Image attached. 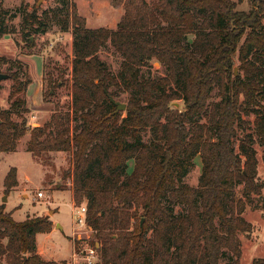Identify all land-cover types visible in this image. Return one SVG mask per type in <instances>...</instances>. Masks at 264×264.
Here are the masks:
<instances>
[{"label": "trees", "instance_id": "obj_1", "mask_svg": "<svg viewBox=\"0 0 264 264\" xmlns=\"http://www.w3.org/2000/svg\"><path fill=\"white\" fill-rule=\"evenodd\" d=\"M58 1L42 16L37 6H23L21 27H42L51 15L72 31V99L32 126L27 116L20 120L0 107V151L16 149L30 131L33 153H72L66 176L75 204L86 200L89 241L99 242L96 264H241V234L253 229L245 211L264 188L255 144L264 145V0H249V8L236 0H111L124 7L116 27L89 26L76 0ZM14 15L0 2V38L16 30L8 24ZM25 34L36 45V36ZM108 41L123 55V82L99 54ZM152 58L167 73L142 77L141 66ZM0 60L10 58L0 53ZM8 73L12 98L31 79ZM49 81L46 93L63 84V78ZM113 84L135 91L124 109L111 99L120 93ZM214 87L220 97L210 100ZM243 113L256 114L254 131L237 148V126L251 123ZM143 130L150 131L148 140ZM198 154V182H185ZM18 183L12 165L5 189ZM52 226L50 214L17 219L0 202V264H60L37 250V232ZM74 241L77 248L80 239Z\"/></svg>", "mask_w": 264, "mask_h": 264}, {"label": "rangeland", "instance_id": "obj_2", "mask_svg": "<svg viewBox=\"0 0 264 264\" xmlns=\"http://www.w3.org/2000/svg\"><path fill=\"white\" fill-rule=\"evenodd\" d=\"M238 7L249 8V0H236ZM4 6L15 12L14 16L8 18V24L15 26L16 30L0 38V53L6 54L10 60H19L13 63L10 60H0V71L11 72L18 70L22 78L29 77L31 81L27 87L10 97V90L14 79L9 75L0 79V107H10L14 118L22 119L27 116L30 126L35 122H45L49 119L55 109L65 110L72 99L71 67L73 57V34L71 30L61 28L57 18L48 16L42 27L34 23L26 31L22 30L23 9L28 4V9L37 6L42 16L44 9L61 6L58 0H0ZM79 12L87 17L89 26L107 25L116 27L121 18L123 5H114L111 0H76ZM40 28V29H38ZM25 32H31L36 36V45L29 46ZM192 36V33L188 35ZM99 54L108 67L123 82L122 60L123 55L107 42ZM236 63L239 62L238 53L235 55ZM167 66L159 60L152 58L148 63L141 66L140 75L159 77L166 74ZM62 72V73H61ZM52 78H63V84L56 87L52 93H46ZM113 90H120L113 84ZM119 99L124 100L135 93L134 89L123 88L119 91ZM218 88L211 91L210 100L219 98ZM15 98L17 101L15 102ZM15 102V103H13ZM176 103V102H175ZM178 105H183L182 99L177 100ZM28 108V109H27ZM264 110V104H263ZM251 123L237 126L235 145L238 148L239 141L248 131H254L255 113H243ZM205 119V116H203ZM76 120L73 119V122ZM145 140L150 137L149 130L142 131ZM30 131L18 139L17 147L13 150L0 151V199L7 201L9 210L17 219H23L27 213L52 214L55 210L54 219L60 222L50 232H41L39 242L46 251V255L64 257L60 264H80L81 256L76 251L75 241L73 250V239L78 236H87L92 231L90 228L81 227L76 222V216L80 211L79 205L75 204L72 188V176H66L67 170L73 166V157L70 151L49 150L41 154H35L28 148ZM259 178L264 180V145L259 141L256 143ZM12 165L18 168L19 183L10 190L5 189L4 178ZM134 168V159L129 160L128 170ZM202 169V158L198 154L195 164L184 177V181L192 184L198 182ZM240 191L242 185L239 186ZM44 190L45 195L39 196L38 191ZM86 201V200H84ZM184 205L176 206V210L182 209ZM245 215L253 222L250 233H242L243 252L241 264H264V188L262 195H255L249 201ZM62 224V227H61ZM72 234V237L71 235ZM1 264H6L5 259Z\"/></svg>", "mask_w": 264, "mask_h": 264}, {"label": "built area", "instance_id": "obj_3", "mask_svg": "<svg viewBox=\"0 0 264 264\" xmlns=\"http://www.w3.org/2000/svg\"><path fill=\"white\" fill-rule=\"evenodd\" d=\"M39 196H44L45 191L39 190ZM80 211L76 216V222L81 227H87L91 229V227L87 223V203L83 201L80 205ZM92 231V229H91ZM91 237V232L88 233L87 236H78L77 238L80 239L79 246L76 248V252L80 254L81 261L80 264H96L97 260L99 259V252H98V245L99 242L91 243L89 241Z\"/></svg>", "mask_w": 264, "mask_h": 264}, {"label": "crops", "instance_id": "obj_4", "mask_svg": "<svg viewBox=\"0 0 264 264\" xmlns=\"http://www.w3.org/2000/svg\"><path fill=\"white\" fill-rule=\"evenodd\" d=\"M30 122V121H29ZM43 122H34L33 124L35 125V124H42ZM18 186V185H17ZM16 186V187H17ZM15 188V187H14ZM0 202H2V200L0 199ZM6 208L7 209H9L8 207H7V201H6ZM57 212V210H55L52 214H50V216H51V218L53 219V226H52V228L50 229V230H46V231H38L37 232V250H38V252L42 255V257H44V258H46V259H56V260H60V259H63L64 257H54V255H46V251L44 250V248L43 247H41V245H40V242H39V235H40V233L41 232H50V231H52V229L53 228H55L56 226H59L58 224L60 223V222H58V221H56L55 219H54V214ZM12 213H13V210H12ZM14 215V214H13ZM27 215H30V213H27ZM26 215V216H27ZM15 217V216H14ZM61 227H62V224H61ZM69 235H71V237H72V234H69ZM72 243H73V250H74V239H73V237H72Z\"/></svg>", "mask_w": 264, "mask_h": 264}, {"label": "water", "instance_id": "obj_5", "mask_svg": "<svg viewBox=\"0 0 264 264\" xmlns=\"http://www.w3.org/2000/svg\"><path fill=\"white\" fill-rule=\"evenodd\" d=\"M235 69H236V72H237L238 66H236ZM8 76H9L8 72L0 71V79L3 78V77H8ZM110 96H111V99L116 102L117 109H124L126 107V102L125 101L117 99L113 95H110ZM175 102H176L175 104L178 105L177 101H175ZM142 220H143V218H142Z\"/></svg>", "mask_w": 264, "mask_h": 264}]
</instances>
